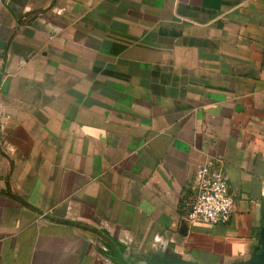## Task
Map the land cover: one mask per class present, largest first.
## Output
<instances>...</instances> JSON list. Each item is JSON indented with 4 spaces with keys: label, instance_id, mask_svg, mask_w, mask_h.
Returning a JSON list of instances; mask_svg holds the SVG:
<instances>
[{
    "label": "crops",
    "instance_id": "crops-1",
    "mask_svg": "<svg viewBox=\"0 0 264 264\" xmlns=\"http://www.w3.org/2000/svg\"><path fill=\"white\" fill-rule=\"evenodd\" d=\"M263 211L264 0H0V264H241Z\"/></svg>",
    "mask_w": 264,
    "mask_h": 264
},
{
    "label": "built area",
    "instance_id": "built-area-1",
    "mask_svg": "<svg viewBox=\"0 0 264 264\" xmlns=\"http://www.w3.org/2000/svg\"><path fill=\"white\" fill-rule=\"evenodd\" d=\"M189 190L190 199L181 219L183 225L226 226L231 221L234 196L229 191L222 161L212 160L197 166Z\"/></svg>",
    "mask_w": 264,
    "mask_h": 264
},
{
    "label": "water",
    "instance_id": "water-1",
    "mask_svg": "<svg viewBox=\"0 0 264 264\" xmlns=\"http://www.w3.org/2000/svg\"><path fill=\"white\" fill-rule=\"evenodd\" d=\"M176 262L179 264H189L185 262H179L177 259ZM241 264H264V211L262 213V225L259 230L255 252L251 255V258L247 262Z\"/></svg>",
    "mask_w": 264,
    "mask_h": 264
}]
</instances>
